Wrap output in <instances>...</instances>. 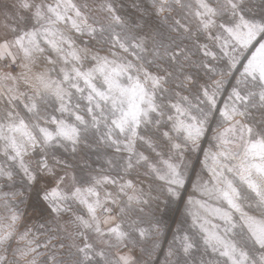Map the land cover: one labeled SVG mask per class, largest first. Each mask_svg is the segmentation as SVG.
<instances>
[{"label":"snow or ice","instance_id":"obj_1","mask_svg":"<svg viewBox=\"0 0 264 264\" xmlns=\"http://www.w3.org/2000/svg\"><path fill=\"white\" fill-rule=\"evenodd\" d=\"M0 264H264V0H0Z\"/></svg>","mask_w":264,"mask_h":264},{"label":"rangeland","instance_id":"obj_2","mask_svg":"<svg viewBox=\"0 0 264 264\" xmlns=\"http://www.w3.org/2000/svg\"><path fill=\"white\" fill-rule=\"evenodd\" d=\"M175 225H173V227H174ZM171 233H169L165 238H164V240L162 241V243H163V246L166 248L167 247V242L168 241H170L171 240Z\"/></svg>","mask_w":264,"mask_h":264}]
</instances>
